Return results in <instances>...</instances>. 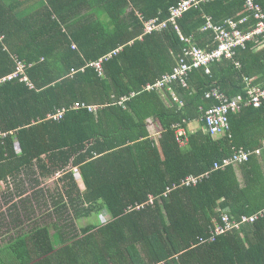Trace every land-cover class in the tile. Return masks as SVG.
Here are the masks:
<instances>
[{"label": "trees", "instance_id": "trees-1", "mask_svg": "<svg viewBox=\"0 0 264 264\" xmlns=\"http://www.w3.org/2000/svg\"><path fill=\"white\" fill-rule=\"evenodd\" d=\"M181 1L0 0V79L25 66L0 83V184L10 205L0 213V264H264V102L231 113L218 137L204 121L221 104L207 98L213 90L244 99L246 81L262 87L264 42L190 72L185 87L151 89L185 44L173 26L145 34V23L168 20ZM211 2L179 21L207 52L218 44L213 30L200 31L204 15L228 31V21L251 16L243 0ZM250 18L238 28L250 32ZM197 121L180 148L175 125ZM240 153L242 163L214 169ZM57 177L60 190L27 196L28 182ZM102 214L110 218L79 225ZM225 216L238 228L215 235Z\"/></svg>", "mask_w": 264, "mask_h": 264}, {"label": "built area", "instance_id": "built-area-1", "mask_svg": "<svg viewBox=\"0 0 264 264\" xmlns=\"http://www.w3.org/2000/svg\"><path fill=\"white\" fill-rule=\"evenodd\" d=\"M211 0H182L178 5H175L170 8L169 19L163 22H160L158 19H152L145 23V34H152L155 32H162L166 30L170 25L180 34V29L178 25L179 19H181L189 10L196 9L200 5L210 2ZM245 2V7L254 11V16L256 21L255 30L251 35L244 36L241 33L234 30V22L228 21L227 23L232 27V31H228L223 26H216L212 23V19H207V24L204 26L205 30H213L215 33L216 40L218 42V48L212 52L202 51L196 47H187L184 51V56L180 60L179 64L174 68L172 73L164 75L160 81L155 85H150L151 89H164L165 87L180 82L183 87L186 86V78L190 72L194 70L201 69L203 67L207 68L212 63L220 60L225 57L231 59L235 56L236 50L239 47H244L247 41L254 38H260L264 42V16L260 12L258 5H256L255 0H243ZM181 40L188 42L186 38L181 35ZM94 67L100 71L101 63L95 64ZM18 73L0 79V83L4 81L11 80L12 78H17L18 75H21L25 71V66L18 65ZM207 73H210V70L207 69ZM25 82L29 83L28 79H24ZM248 83V95L242 99L237 98H228L223 95L218 90H213L210 94L207 95V98L213 96L214 98L220 100V105L212 107L204 115V121L208 125V131L211 132L213 137L221 136L225 130L229 127V116L231 113L241 112L244 108L247 107H260L264 102V84L262 87L252 86L251 81H246ZM31 86V85H30ZM33 87V86H31ZM80 103H76V107H80ZM62 114H55V118H61ZM53 117V115H51ZM1 134V133H0ZM175 139L180 148H185L188 145V132L185 126L180 124L175 125ZM248 158V155L245 153H240L233 158L224 159L223 162L217 163L214 165V169L227 168L233 164H240ZM77 175L79 172L77 169L74 170ZM199 176H189L185 178L180 186L188 187L191 185H196L204 177ZM172 191V188H169L164 194L167 196ZM153 197L150 198V203L154 202ZM143 207V206H141ZM140 209V207H138ZM257 217L244 218L243 222L253 223ZM225 226L222 227L219 225L214 231L215 235H224L228 232L237 229V223L232 222L229 216L223 218Z\"/></svg>", "mask_w": 264, "mask_h": 264}, {"label": "rangeland", "instance_id": "rangeland-1", "mask_svg": "<svg viewBox=\"0 0 264 264\" xmlns=\"http://www.w3.org/2000/svg\"><path fill=\"white\" fill-rule=\"evenodd\" d=\"M195 124H197V122H191L190 125L194 126ZM193 126H191V127H193ZM57 179H58V177L55 178V179H52V180H47V181H45V185H41V186H38L36 184H32V182H28L26 184V187L24 188V190L26 191L27 196H30V197H32L35 194V192L41 191L43 188L47 189V190L49 189L51 192H53L54 190L58 191V190L61 189L60 188L61 184H57ZM32 187H34V188H32ZM6 191H7L6 186H4L3 184H0V213H4L7 210V208L10 206V205H7V203H6L5 199H4V195H2V194H5ZM40 211L41 210H38L37 213L40 214V215L43 214ZM109 218L110 217L106 216V214L105 215L102 214L101 216L96 217V218H94V216L90 217L89 219L88 218L87 219L83 218L80 221L79 225L81 227L85 228L88 225H90V223L97 222L98 220L101 221V222H105ZM2 239H3V236L0 234V245H2L1 244Z\"/></svg>", "mask_w": 264, "mask_h": 264}, {"label": "crops", "instance_id": "crops-1", "mask_svg": "<svg viewBox=\"0 0 264 264\" xmlns=\"http://www.w3.org/2000/svg\"><path fill=\"white\" fill-rule=\"evenodd\" d=\"M212 1V0H211ZM210 1V2H211ZM214 1H216V0H213L211 3H209V4H212ZM206 5H208V3H206L205 5H203V6H206ZM203 6H201V7H199V8H197L198 10H203L202 9V7ZM185 16V15H184ZM184 16L181 18V19H179V21H181L183 18H184ZM247 16H249V15H247ZM211 18L212 19V17L211 16H206V15H204V19L205 18ZM246 17V16H245ZM251 19V18H250ZM213 20V19H212ZM178 21V25H179V29H180V34L176 31V33H177V35H178V37L180 38V41L182 42V43H184L185 44V48H184V50H183V54L178 58V63H177V65L179 64V62H180V60L183 58V56H184V51H185V49L187 48V47H196V48H198L197 47V44H196V41H195V38L194 37H186L185 35H184V33H183V31H182V28H181V25H180V22ZM205 26V25H204ZM204 26H203V28L200 30V31H202V32H207V31H209V30H205L204 29ZM181 35L184 37V38H186L187 40H188V42H184V41H182L181 40ZM214 40H215V42H216V39H215V36H214ZM215 42H214V44H215ZM216 44H217V42H216ZM259 48H261V49H263L264 48V45H261V44H257L256 45V50H258ZM199 49V48H198ZM201 50V49H200ZM202 51H205V50H202ZM215 51V50H214ZM207 52V51H206ZM202 69V68H201ZM198 70V69H197ZM206 74H208V73H206ZM189 76V75H188ZM187 76V77H188ZM187 81V78H186V80H185V82ZM182 85V84H181ZM183 87V86H182ZM171 88V86L170 87H168V89H170ZM169 91H171V92H173L171 89L169 90ZM175 100H177L178 101V99L175 97ZM191 123H189V124H187V126H186V129H187V132L188 133H190V132H194V131H196L199 127H201V124L199 123V121H197V124H195L194 126L193 125H190ZM191 126H193V127H191ZM150 129L152 130V131H154V133H156V134H154V138L155 139H159L160 138V136H161V131H160V128H159V126H155V125H150Z\"/></svg>", "mask_w": 264, "mask_h": 264}, {"label": "bare ground", "instance_id": "bare-ground-1", "mask_svg": "<svg viewBox=\"0 0 264 264\" xmlns=\"http://www.w3.org/2000/svg\"><path fill=\"white\" fill-rule=\"evenodd\" d=\"M256 5H258V7H259V9H260V12L262 13V15L264 16V12H263V10L260 8V6H259V4L256 2ZM247 9L249 10V11H251V16H249V17H244L242 20H240L239 22H235L234 21V30L235 31H237V32H239V33H241L242 35H244V36H247V35H251L252 33H253V31L255 30V25H256V19H255V16H254V11L253 10H251V9H249L248 7H247ZM250 17H252L253 18V20L255 21V24H254V27H253V29L250 31V32H244V31H242V30H240L238 27H239V25L240 24H244V23H246L248 20H249V18ZM232 21V20H231ZM215 39H216V37H215ZM216 42H217V40H216ZM217 44H218V42H217Z\"/></svg>", "mask_w": 264, "mask_h": 264}]
</instances>
